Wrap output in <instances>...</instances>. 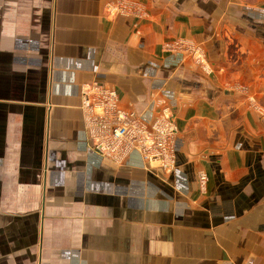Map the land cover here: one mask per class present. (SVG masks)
I'll return each instance as SVG.
<instances>
[{
    "label": "crops",
    "instance_id": "obj_1",
    "mask_svg": "<svg viewBox=\"0 0 264 264\" xmlns=\"http://www.w3.org/2000/svg\"><path fill=\"white\" fill-rule=\"evenodd\" d=\"M123 1L0 0V264H264V2ZM88 83L169 109L174 169L100 154Z\"/></svg>",
    "mask_w": 264,
    "mask_h": 264
},
{
    "label": "built area",
    "instance_id": "obj_2",
    "mask_svg": "<svg viewBox=\"0 0 264 264\" xmlns=\"http://www.w3.org/2000/svg\"><path fill=\"white\" fill-rule=\"evenodd\" d=\"M119 4L112 5L109 10L113 12ZM82 98L88 105L99 108L95 112L102 119V135L108 137V142H100L96 138L101 134L95 132L98 136H94V131H91V139L96 140L93 142L98 152L104 154L105 147L116 151L121 149L125 156L129 151L137 149L147 162L159 161L162 167L169 170L174 165L173 142L178 127L169 109H165L164 114L154 123L146 124L133 113L121 109L118 92L114 88L88 83L83 87ZM126 137L132 138L125 140ZM117 141L122 144L119 145ZM112 156L119 158L114 154ZM201 180H206L205 174L201 175Z\"/></svg>",
    "mask_w": 264,
    "mask_h": 264
},
{
    "label": "rangeland",
    "instance_id": "obj_3",
    "mask_svg": "<svg viewBox=\"0 0 264 264\" xmlns=\"http://www.w3.org/2000/svg\"><path fill=\"white\" fill-rule=\"evenodd\" d=\"M249 1L254 2V3L264 2V0H249ZM121 12H125V13L131 12L129 4H127L125 2L120 3L116 7V9L113 11V16H115L116 13H121ZM166 44H165V48L167 49V51H187V50H190V51H192L194 53L193 54V58H194V61L196 63H200L201 65L206 64V59H205L206 56L205 55H204L205 57L203 56V52L201 51V52L197 53V50L193 51L194 49H191V48H194V47H192L190 44H188L185 40L173 41L172 43H166ZM82 106H83L84 113L86 115V124L89 127V129H91L92 132L94 131V136H98V135H95V132H98V133L101 134L96 139L98 141H100V142H102V141L103 142H108V137L102 135V132H103V128H102V125H101L102 119L99 117L100 115H96V112H95L99 108H96L95 106L88 105L86 103V101L83 102ZM261 111H262V109H261ZM102 112H104V111H102ZM177 132H178V129H177ZM177 132H176V134H177ZM175 137H174V139H175ZM130 138H132V137H126L125 140H128ZM93 140L96 141L95 139H93ZM117 142L119 143V145L122 144L119 141H117ZM112 152H114V153H112ZM100 154H102L105 157H111L113 159H120V157H122L125 154V152L123 150H121V149L119 151H116L115 149H109V148L105 147L104 154L103 153H100ZM113 154L116 157H119V158H114L112 156ZM147 163H150V162H147ZM153 164H156L158 166L160 165L162 167V165H161V163L159 161L158 162H153ZM172 169H174V165L170 168V170H172Z\"/></svg>",
    "mask_w": 264,
    "mask_h": 264
}]
</instances>
